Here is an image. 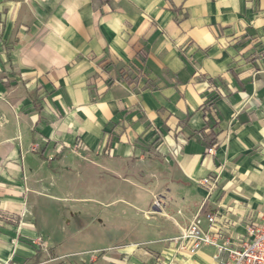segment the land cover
<instances>
[{"label": "crops", "instance_id": "1", "mask_svg": "<svg viewBox=\"0 0 264 264\" xmlns=\"http://www.w3.org/2000/svg\"><path fill=\"white\" fill-rule=\"evenodd\" d=\"M91 157L158 161L183 223L164 203L172 232L55 252L35 205ZM201 209L264 211V0H0V264H217L172 241Z\"/></svg>", "mask_w": 264, "mask_h": 264}, {"label": "rangeland", "instance_id": "2", "mask_svg": "<svg viewBox=\"0 0 264 264\" xmlns=\"http://www.w3.org/2000/svg\"><path fill=\"white\" fill-rule=\"evenodd\" d=\"M159 168L158 161L149 159L135 160L133 166H126L111 164L105 157L79 158L74 164L63 166L54 177V184L57 193L66 199H43L35 205L38 225L47 219L53 229L49 246L59 252L63 247L58 242L62 240L67 245L97 246L154 238L175 230L172 220H161L149 212L169 203L171 213L182 223L188 213V204L180 207L172 201L173 197L160 191L167 183L157 175L148 176L151 171L158 173ZM177 208L183 215L177 214Z\"/></svg>", "mask_w": 264, "mask_h": 264}, {"label": "built area", "instance_id": "3", "mask_svg": "<svg viewBox=\"0 0 264 264\" xmlns=\"http://www.w3.org/2000/svg\"><path fill=\"white\" fill-rule=\"evenodd\" d=\"M31 148L35 149V145ZM202 183H210V191L217 188L216 177H206ZM237 226L243 231L235 230ZM172 241L177 251L187 255L214 249L217 264H264V211H248L234 221L219 209H201Z\"/></svg>", "mask_w": 264, "mask_h": 264}, {"label": "trees", "instance_id": "4", "mask_svg": "<svg viewBox=\"0 0 264 264\" xmlns=\"http://www.w3.org/2000/svg\"><path fill=\"white\" fill-rule=\"evenodd\" d=\"M219 95H213L211 96L206 102L205 107L211 108L213 106L214 101L218 98ZM217 120L214 122H211L208 120L206 122L205 127L197 132L195 135H197L202 140H205L206 144V153H208L209 149L216 148L219 144L218 135L214 133L213 128L216 126Z\"/></svg>", "mask_w": 264, "mask_h": 264}]
</instances>
